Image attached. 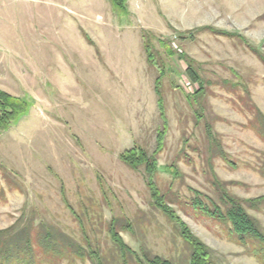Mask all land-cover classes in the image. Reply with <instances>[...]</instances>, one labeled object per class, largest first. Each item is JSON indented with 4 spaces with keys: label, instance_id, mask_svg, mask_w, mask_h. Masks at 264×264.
I'll return each mask as SVG.
<instances>
[{
    "label": "rangeland",
    "instance_id": "rangeland-1",
    "mask_svg": "<svg viewBox=\"0 0 264 264\" xmlns=\"http://www.w3.org/2000/svg\"><path fill=\"white\" fill-rule=\"evenodd\" d=\"M146 40L164 74L167 123L154 185L217 264H264L255 245H238L188 206L195 191L211 195L212 174L236 183L228 191L240 199L264 196V141L250 126L253 110L264 116V65L251 50L264 56V0H124V10L110 0H0V91L29 103L0 135V231L32 218L35 231L79 246L80 255L44 264H139L112 243L113 220L138 258L188 264L143 168L119 161L133 147L152 154L163 129ZM248 213L264 231V205Z\"/></svg>",
    "mask_w": 264,
    "mask_h": 264
},
{
    "label": "trees",
    "instance_id": "trees-1",
    "mask_svg": "<svg viewBox=\"0 0 264 264\" xmlns=\"http://www.w3.org/2000/svg\"><path fill=\"white\" fill-rule=\"evenodd\" d=\"M113 7L119 10H124V0H110ZM208 31L211 34L224 36L227 38L242 39L238 35H230L220 31H214L209 28H201L198 31ZM183 36V35H182ZM85 41L94 46L88 36L83 34ZM183 38V37H180ZM241 42V41H240ZM144 53L146 62L149 66H153L158 70V77L154 82V94L157 98V109L159 117L163 122V129L156 135L155 150L152 154L146 153L138 147H133L124 151L119 155V161L133 171L143 168L144 176L146 177L147 187L150 192V198L155 208L174 225L178 231L179 237L188 246L189 262L188 264H217L212 257L209 248L202 243L190 228L180 219L176 212L170 208L163 195L160 194L153 182V177L158 170L156 156L163 148L164 136L166 133V117L164 113L163 100L159 92L160 81L163 77V71L158 68L154 54L149 45V41L144 42ZM254 56L264 65V56L256 49L251 48ZM96 52L98 50L96 49ZM184 57L181 55V58ZM185 74L192 83H200V78L192 67L190 62L187 64ZM202 87L195 93L194 97L202 94ZM29 103L21 98L13 97L0 91V135L8 130L12 123L26 115L29 110ZM253 122L250 126L252 130L258 134L264 141V116L258 109L253 110ZM208 138L212 137L211 130L206 129ZM212 150H210L211 152ZM221 158L227 161L226 156L221 153ZM171 172H173L171 170ZM175 171L173 172V174ZM236 183L221 182L212 174L211 195H205L197 191L193 192L194 197L189 201L188 206L194 213L211 221L222 224L228 229V233L235 239L236 243L242 247L247 245H255L253 251L258 252L264 258V231L260 223L248 211H259L264 205V196L255 199H240L228 191V185ZM61 194L63 190L61 187ZM64 204L67 207V202L63 197ZM28 226L22 229L11 226L0 231V264H44L46 261L42 259L48 255H53L57 259L64 258V253L71 255H80L79 246L63 234H58L55 231H35L32 218L28 221ZM43 226L45 229L46 226ZM108 233L112 243L117 247L120 253H128L136 256L139 264H171L170 261L160 257H147L142 255L141 258L131 251L124 244L119 233L115 231L114 221L111 220L108 227ZM80 257V256H79ZM42 258V259H41Z\"/></svg>",
    "mask_w": 264,
    "mask_h": 264
},
{
    "label": "built area",
    "instance_id": "built-area-1",
    "mask_svg": "<svg viewBox=\"0 0 264 264\" xmlns=\"http://www.w3.org/2000/svg\"><path fill=\"white\" fill-rule=\"evenodd\" d=\"M193 84H196V83H193ZM192 87V86H191ZM189 90L191 89L190 87L188 88ZM191 91H192V89H191Z\"/></svg>",
    "mask_w": 264,
    "mask_h": 264
}]
</instances>
